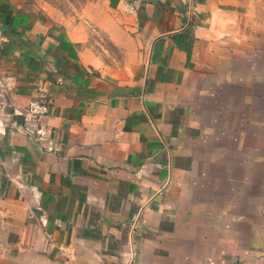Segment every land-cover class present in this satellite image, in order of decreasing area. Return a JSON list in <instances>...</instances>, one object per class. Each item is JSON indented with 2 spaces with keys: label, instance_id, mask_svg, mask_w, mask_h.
Listing matches in <instances>:
<instances>
[{
  "label": "crops",
  "instance_id": "obj_1",
  "mask_svg": "<svg viewBox=\"0 0 264 264\" xmlns=\"http://www.w3.org/2000/svg\"><path fill=\"white\" fill-rule=\"evenodd\" d=\"M89 21L120 59L85 17L0 0V264H264V72L235 52L262 46L264 0H112Z\"/></svg>",
  "mask_w": 264,
  "mask_h": 264
},
{
  "label": "rangeland",
  "instance_id": "obj_2",
  "mask_svg": "<svg viewBox=\"0 0 264 264\" xmlns=\"http://www.w3.org/2000/svg\"><path fill=\"white\" fill-rule=\"evenodd\" d=\"M51 5H53L55 8L60 10L65 16L70 18L71 21H78L81 20L82 17H85L86 25L89 29V40H87V46H91L93 49L99 50L103 55H109L106 56L107 58H110V55L115 59H120V53L118 50L111 46L109 39L107 36L100 32L98 29H96L92 22L89 21V17L94 11L98 8L99 4L102 6V8H109L111 6L112 0H47ZM86 6V16H83V9ZM115 9V8H114ZM85 10V11H86ZM98 18L103 19V14L98 16ZM262 46L258 48H252V47H239L238 49H235V52L239 57L241 58L240 61H255V58L257 57L258 62L257 69L258 71L264 72V33H262ZM251 39L249 42L251 45H253L256 40L251 35ZM259 58V60H258ZM251 62V63H253ZM264 81L261 83V87L264 88ZM253 114V113H252ZM257 115V114H256ZM262 134L264 137V110L262 111ZM263 155L262 160L259 161L260 165L259 168H261V171H264V138H263ZM258 169V168H257Z\"/></svg>",
  "mask_w": 264,
  "mask_h": 264
},
{
  "label": "built area",
  "instance_id": "obj_3",
  "mask_svg": "<svg viewBox=\"0 0 264 264\" xmlns=\"http://www.w3.org/2000/svg\"><path fill=\"white\" fill-rule=\"evenodd\" d=\"M49 107V101L39 98L29 101L21 110L22 126L27 134H38L41 131V122L48 114Z\"/></svg>",
  "mask_w": 264,
  "mask_h": 264
}]
</instances>
